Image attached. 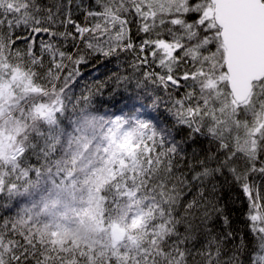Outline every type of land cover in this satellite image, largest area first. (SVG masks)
I'll use <instances>...</instances> for the list:
<instances>
[{
	"label": "snow or ice",
	"instance_id": "snow-or-ice-1",
	"mask_svg": "<svg viewBox=\"0 0 264 264\" xmlns=\"http://www.w3.org/2000/svg\"><path fill=\"white\" fill-rule=\"evenodd\" d=\"M0 264H264V0H0Z\"/></svg>",
	"mask_w": 264,
	"mask_h": 264
},
{
	"label": "trees",
	"instance_id": "trees-1",
	"mask_svg": "<svg viewBox=\"0 0 264 264\" xmlns=\"http://www.w3.org/2000/svg\"><path fill=\"white\" fill-rule=\"evenodd\" d=\"M117 68V64L115 61H109V60H104V59H100L95 61L93 64H89L87 66H82L81 67V71L84 73V75L86 76V78L89 81H101L106 79L107 77H109ZM124 92V95H132L133 93L131 92V90H121ZM120 94L116 93L115 95L109 94V95H105L103 97H97V101L99 100H120ZM126 103V101H125ZM96 107L97 108H101L100 113H98V116L101 119H105L104 118V113H117L118 112V108H123L124 107V103L119 104L117 107H113L111 104H104L103 106H101L98 102L96 103ZM151 110V109H150ZM154 111V114L159 116L160 121L163 123L165 121V117L166 114L161 115V112H163V109H160L159 111ZM72 119V118H69ZM107 119H111V117H108ZM63 123V121H62ZM241 205L239 203H236L234 205V208H240ZM239 212L233 211V218L234 219H238L239 218ZM236 227L241 229V231L243 230V224L241 223H237Z\"/></svg>",
	"mask_w": 264,
	"mask_h": 264
}]
</instances>
